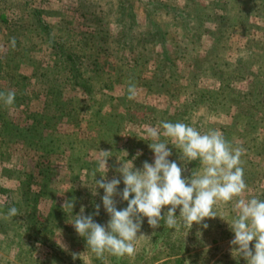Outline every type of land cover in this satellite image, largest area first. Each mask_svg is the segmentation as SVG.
Instances as JSON below:
<instances>
[{
	"label": "rangeland",
	"instance_id": "obj_1",
	"mask_svg": "<svg viewBox=\"0 0 264 264\" xmlns=\"http://www.w3.org/2000/svg\"><path fill=\"white\" fill-rule=\"evenodd\" d=\"M0 15V74L12 77H0V92L15 93L14 105L0 101V204L16 195L19 178L29 179L27 229L36 234L63 222L47 236L43 230L42 245L1 212L0 264H247L230 245L235 201L218 204L221 218H206L207 228L169 229L161 221L152 229L144 218L133 257L97 258L71 223L82 207L93 215L99 204L93 219L107 225L104 190L92 194L95 177L120 179L122 191L117 170L129 161L141 170L154 163L146 127L161 121L218 130L242 147L241 198L264 200V0H0ZM51 40L71 52L88 92L71 80ZM161 139L182 178L202 173L199 161H180V149ZM101 150L111 156L107 173ZM114 199L118 210L127 207ZM65 201L75 204L63 214Z\"/></svg>",
	"mask_w": 264,
	"mask_h": 264
},
{
	"label": "clouds",
	"instance_id": "obj_2",
	"mask_svg": "<svg viewBox=\"0 0 264 264\" xmlns=\"http://www.w3.org/2000/svg\"><path fill=\"white\" fill-rule=\"evenodd\" d=\"M12 43L14 45V38ZM127 91L128 99L134 100L136 86L130 84ZM0 101L7 106L14 105L15 93L0 92ZM146 137L151 141L149 148L154 153V163L143 162L142 170L134 168L132 161H129L130 166L121 163L117 171L124 184L122 191H118L120 179L113 177L108 181L106 176L99 180L95 177L92 194L97 195L98 188L104 190L102 204L110 219L106 226L94 221L93 215H99V204L93 215H84V208H81L71 224L76 233L86 239L87 248L97 258H103L105 253L133 257L136 242L144 236L137 235L144 218L152 229L159 228L161 221L169 229H177L180 224L188 229L193 224L207 228L208 225L203 223L206 218L220 217L215 210L218 204L235 201L238 214L227 222L234 233V239L230 241L232 253L236 252L247 264H264V200L241 198L247 188L241 160L245 150L234 148L218 130L201 133L182 122L161 121L160 127L148 126ZM161 137L169 138L180 149V161H199L202 173L192 172L191 178H182L184 169L170 161L172 151ZM110 157L109 151L101 150L99 166L106 173ZM117 196L127 202L126 208L117 209L114 199ZM62 207L72 210L74 204L65 201ZM165 208L167 211L162 215ZM7 215L18 216L19 210L11 207Z\"/></svg>",
	"mask_w": 264,
	"mask_h": 264
},
{
	"label": "trees",
	"instance_id": "obj_3",
	"mask_svg": "<svg viewBox=\"0 0 264 264\" xmlns=\"http://www.w3.org/2000/svg\"><path fill=\"white\" fill-rule=\"evenodd\" d=\"M32 15L35 16L36 14H32ZM0 18L3 20V15H0ZM3 21H5V19ZM50 44H51L50 47L53 50H56L55 53H56L57 56H59L60 58L66 59L67 64L69 65V70H70L69 76H70L71 80L74 81L75 85L81 87L83 90H86V92H88L87 91L88 87L86 86L85 81L83 79H81L82 77L79 76V73L77 72V68L75 67V65H73V62H72V59H71V56H72L71 52L70 51H67L66 53L64 52V49H63V47H65L64 43L63 42L59 43V42H55V41L51 40ZM17 45H15L14 48H16ZM16 50H18V48L14 49V51H16ZM0 77H3L4 79L5 78L12 79V77L9 74H4V73L2 75L0 74ZM9 86H11V85H9ZM32 116H33V118H30V120L33 123L34 122H38L36 120L38 115L35 114V115H32ZM30 185L31 184H30V180L29 179L23 180V179L19 178L18 184H16V186H15V190L17 189L19 192L17 190H16V193L13 192L16 195H14V194L11 195L12 192H11L10 195L7 194L8 198H6L5 200L8 201V202L7 203L4 202V204L3 203L0 204V213L2 212L3 213V218L7 219L8 221L16 222L14 227L16 228L17 231L20 230L19 233L21 235L24 234V237L26 239L32 240L34 242L38 241L39 244L44 245L46 243V240H44L45 236H47L51 232L52 228H54L56 226H57L58 229L61 228V226H62L61 224L63 222L60 221L59 223L57 222L56 224L47 223L48 228L47 227H43L36 234H34V232H30L27 229V223H29V221L31 219L30 218L31 216H30V214H27V213L25 214L23 205H24V203H25V205L27 203V200H25V195H26V191L29 189L28 187ZM11 207H16L19 210V215L18 216L8 217L7 214H8L9 209ZM67 211H69V210L67 208H65L63 214L66 213ZM44 229H46L47 232H46V235L44 237H42L41 233L43 232ZM54 251H55L54 254H55L56 258L61 257V255H59L60 253L56 252V250H54ZM60 260H62V257L60 258ZM153 260H155V259L150 260V262L153 261ZM110 261L112 262L113 260L111 259ZM67 263L68 262H66L65 264H67ZM156 264H158V263H156Z\"/></svg>",
	"mask_w": 264,
	"mask_h": 264
}]
</instances>
